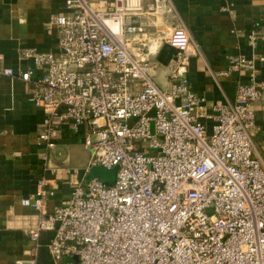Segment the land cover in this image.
<instances>
[{
    "label": "built area",
    "instance_id": "obj_1",
    "mask_svg": "<svg viewBox=\"0 0 264 264\" xmlns=\"http://www.w3.org/2000/svg\"><path fill=\"white\" fill-rule=\"evenodd\" d=\"M93 1L107 0H67L69 12L51 27L60 35L58 52L25 51L34 69L18 77L44 113L45 162L64 127H88L86 174L118 168L116 182H78L72 198L49 213L56 181L41 177L36 194L22 201L41 215L30 237L37 242L42 231H55L53 264H264V168L251 136L252 104L264 92L256 60L231 61L249 83L238 87L234 104L215 107L209 130L188 77V31L169 32L178 62L163 90L151 60L129 47L146 34L126 23L142 0H114L108 12ZM1 74L16 77L12 69Z\"/></svg>",
    "mask_w": 264,
    "mask_h": 264
},
{
    "label": "crops",
    "instance_id": "obj_2",
    "mask_svg": "<svg viewBox=\"0 0 264 264\" xmlns=\"http://www.w3.org/2000/svg\"><path fill=\"white\" fill-rule=\"evenodd\" d=\"M67 0H0V264H53L49 244L55 231H42L37 242L30 234L38 229L40 213L22 205L34 196L43 176L56 181V194L47 210L65 205L78 182L88 180L86 169L89 128L77 133L62 129L56 148L45 162L39 142L44 113L30 101V85L18 76L34 69L23 57L27 50L57 53L60 35L52 23L69 12ZM92 6L108 12L114 0L93 1ZM141 11L128 16L127 24L146 28L143 39L129 43L141 58L151 60L153 78L159 87L172 86L171 73L178 52L168 44L175 27L188 31L191 38L188 77L192 91L201 99V121L211 130L218 104L235 103L240 85L249 83L248 72L232 71L231 61L244 56L256 60L257 80L264 81V0H142ZM256 36V41L253 40ZM152 47V54L148 48ZM12 69L16 77L1 74ZM255 128L251 134L254 154L264 168V92L252 104ZM83 148L85 165L71 166V154Z\"/></svg>",
    "mask_w": 264,
    "mask_h": 264
},
{
    "label": "water",
    "instance_id": "obj_3",
    "mask_svg": "<svg viewBox=\"0 0 264 264\" xmlns=\"http://www.w3.org/2000/svg\"><path fill=\"white\" fill-rule=\"evenodd\" d=\"M118 168L106 170L102 167L92 168L88 174V180H97L113 185L116 182Z\"/></svg>",
    "mask_w": 264,
    "mask_h": 264
},
{
    "label": "rangeland",
    "instance_id": "obj_4",
    "mask_svg": "<svg viewBox=\"0 0 264 264\" xmlns=\"http://www.w3.org/2000/svg\"><path fill=\"white\" fill-rule=\"evenodd\" d=\"M87 160V152L80 147L77 152L71 154V166L78 167L79 165H85Z\"/></svg>",
    "mask_w": 264,
    "mask_h": 264
},
{
    "label": "bare ground",
    "instance_id": "obj_5",
    "mask_svg": "<svg viewBox=\"0 0 264 264\" xmlns=\"http://www.w3.org/2000/svg\"><path fill=\"white\" fill-rule=\"evenodd\" d=\"M109 24H110L112 27H114V29H116V26H117L116 22H113V21H112V22H110Z\"/></svg>",
    "mask_w": 264,
    "mask_h": 264
}]
</instances>
